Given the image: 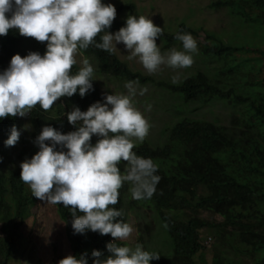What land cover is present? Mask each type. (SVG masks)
<instances>
[{
	"label": "trees",
	"instance_id": "16d2710c",
	"mask_svg": "<svg viewBox=\"0 0 264 264\" xmlns=\"http://www.w3.org/2000/svg\"><path fill=\"white\" fill-rule=\"evenodd\" d=\"M208 7L229 9L242 25L264 26V0H218ZM115 8L116 18L107 29L111 33L125 26L127 16L142 15L133 2ZM181 31L194 37L200 55L208 63L176 83L173 79L163 80L133 71L115 53L94 46L83 53L92 57L100 72L117 81L138 79L140 85L153 84L180 102L179 107L173 106L179 113H185L163 130L162 143L151 146L143 141L133 149L158 165L157 175L161 179L156 192L151 199L140 202L151 204L148 208L156 212L164 242L159 251L146 248L143 242L151 238L155 226L141 220L136 224V244L160 255L159 260H151L149 264H264V49L228 44L203 28L180 23L175 32H163L159 38L163 42L160 50L166 52L176 45L183 49L182 43L175 39ZM200 33L204 35L202 43L198 41ZM96 42H100L99 35ZM46 47V42L10 29L6 36H0V59L9 49L21 57L30 52L43 56ZM11 58L0 62V73L9 67ZM80 67L74 65L72 72ZM93 80L94 91L83 98L77 91L72 97H61L48 112L37 105L25 117L0 118V156L12 127L21 133L26 119L32 126L34 141L44 126L54 127L62 134L75 131L76 126L69 124L66 113L73 106L86 111L92 103L103 102L94 77ZM218 100L234 107L227 125L187 117L192 104L208 105ZM97 139L93 135L92 141L96 143ZM38 151L35 144L34 155ZM20 173V165L16 170L0 167V264H21L19 259L24 250L19 229L39 200L27 190ZM128 188L126 184L119 190V202L112 206L123 211L120 219L124 222L128 217L124 201ZM56 210L65 223L71 255L79 258L87 253L88 264H93V250L108 255L106 245L113 240L110 235L90 230L74 233L70 208L56 204ZM77 215L82 213L77 210ZM203 231L207 235L202 236ZM117 243L123 245L122 241ZM35 264L44 263L38 260Z\"/></svg>",
	"mask_w": 264,
	"mask_h": 264
},
{
	"label": "clouds",
	"instance_id": "9594fccd",
	"mask_svg": "<svg viewBox=\"0 0 264 264\" xmlns=\"http://www.w3.org/2000/svg\"><path fill=\"white\" fill-rule=\"evenodd\" d=\"M115 18V6L102 0H0V36L18 29L20 35L47 45L43 56L30 52L21 57L9 49L1 57L0 62L12 58L0 73V118L25 117L37 105L48 112L61 97H72L79 91L83 98L94 91L95 69L90 58L83 55L90 46L114 54L117 45L123 44L127 59L138 57L149 74L156 73L161 65L177 69L193 64L191 54L198 48L191 34L181 31L175 35L183 50L173 47L162 53L157 40L163 28L151 19L129 15L125 26L111 33L107 29ZM98 35L100 42H96ZM77 54L82 57L81 67L73 73ZM172 82L176 83L177 77ZM124 87L127 94L105 92L103 102L92 103L86 111L73 106L66 115L75 131L62 134L44 126L33 140L39 151L34 155V150L30 159L18 160L15 168L20 165V179L32 196L55 208L56 204L70 208L74 233L90 230L113 238L106 245L107 256L92 251L93 264H149L160 259L159 254L146 251L139 243L134 248L117 243L133 232L131 225L120 219L123 211L112 207L119 202V190L128 184L133 200L151 199L161 179L158 165L133 151L135 141L143 142L151 127L133 98L143 96L148 89L138 79L127 81ZM26 123L30 124L28 119ZM23 130L20 133L12 127L0 158L19 141ZM93 135L98 138L96 143ZM5 166L13 167L10 163ZM77 210L82 215H77ZM58 264H88L87 253L79 258L68 255Z\"/></svg>",
	"mask_w": 264,
	"mask_h": 264
},
{
	"label": "rangeland",
	"instance_id": "374dc122",
	"mask_svg": "<svg viewBox=\"0 0 264 264\" xmlns=\"http://www.w3.org/2000/svg\"><path fill=\"white\" fill-rule=\"evenodd\" d=\"M214 1L218 0H102V3H111L117 6L122 3L133 2L138 11L143 16L151 19L155 25L163 28V32H175L180 23H186L193 28H203L209 31L225 43L244 46V48L249 49H264V26L259 24H255L253 27H250L249 24L242 25L239 19L231 15L229 9L209 8L208 5ZM198 41L204 42L202 33H200ZM157 44L161 49L163 42L160 43L158 39ZM117 48L116 56L122 62H125L131 70L139 71L143 75L153 76L154 78L160 77L163 80H171L174 76L178 80L182 76L195 72L197 67H204L208 63L200 55L198 49L196 53L191 54L194 62L190 67L173 69L161 65L156 73L149 74L139 62L138 57L132 60L127 59L128 53L123 44L117 45ZM175 48L183 50L178 45ZM89 58L95 69L94 78L102 95L105 92L108 94H127V89L124 87L126 82L117 81L112 76L100 72L98 64L92 60V57ZM76 59L77 64L81 66L80 60L82 57L77 54ZM141 86H146L148 90L143 96L137 94L133 98V103L151 125L144 141L151 146H156L163 141V138L160 137L163 130L172 126L185 113H179L173 106L174 104L180 106V102L174 101L166 93L154 87L153 84L145 83ZM148 105H151L150 111ZM191 108L192 111H188L187 117L212 121L221 125H227L231 113L234 112V107L222 100L214 101L208 105L192 104ZM139 143L141 142L135 141V144ZM92 144L95 143L92 142ZM34 150L32 127L29 123H26L19 141L14 146H9L6 154L0 158V165L3 167V165L10 163L13 168H16L18 160L23 162L25 159H30ZM119 167L123 172V165L120 164ZM26 187L27 190L31 191L28 185ZM124 201L128 215L126 223L131 225L133 232L126 240H122V246L135 247L138 237L136 224L143 220L154 223L155 226L151 238L145 239L143 244L149 250L159 251V249H162L164 242L160 237L162 234L161 225L156 219V212L148 208L151 204L133 200L128 190L124 196ZM31 210L30 217L19 229L20 243L24 250V254L19 260L21 264H35L38 260L44 264H58L60 259L71 255L66 239L65 223L59 218L53 204L38 200ZM202 216L205 217L206 215L203 214ZM204 235H207V233L203 231L202 236ZM205 241L204 244L207 245L208 239L206 238ZM206 258L209 259V257Z\"/></svg>",
	"mask_w": 264,
	"mask_h": 264
}]
</instances>
